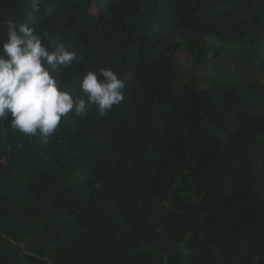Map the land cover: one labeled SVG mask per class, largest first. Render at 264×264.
Instances as JSON below:
<instances>
[{
    "label": "trees",
    "instance_id": "1",
    "mask_svg": "<svg viewBox=\"0 0 264 264\" xmlns=\"http://www.w3.org/2000/svg\"><path fill=\"white\" fill-rule=\"evenodd\" d=\"M7 19L77 51L73 93L101 68L127 85L47 142L0 120V264H264V0H0Z\"/></svg>",
    "mask_w": 264,
    "mask_h": 264
},
{
    "label": "clouds",
    "instance_id": "2",
    "mask_svg": "<svg viewBox=\"0 0 264 264\" xmlns=\"http://www.w3.org/2000/svg\"><path fill=\"white\" fill-rule=\"evenodd\" d=\"M43 0H30L38 11ZM0 120L10 118L13 128L45 142L58 132L71 113L87 116L95 110L103 117L125 98V78L111 67L87 71L79 82L80 94L61 81L64 68L77 60V51L51 33L28 22H0Z\"/></svg>",
    "mask_w": 264,
    "mask_h": 264
},
{
    "label": "rangeland",
    "instance_id": "3",
    "mask_svg": "<svg viewBox=\"0 0 264 264\" xmlns=\"http://www.w3.org/2000/svg\"><path fill=\"white\" fill-rule=\"evenodd\" d=\"M261 53L262 54L264 53V49L259 51V54H261ZM190 57L191 56H190V53L189 52H183V53H180L178 55V60H180L183 64L187 65L188 70H192L193 69V67H191V64H190ZM230 61L231 60H229V61L226 62V64H227L226 67L229 68V69H232L237 64L238 60H232L231 62ZM218 71H221V69L216 68L215 65L209 66L208 69H207V74H208L207 80H209L208 78L211 77V76H213V74L215 72H218ZM231 71L233 72V70H230V72ZM197 74H198V78L200 76H202V74H203V71H201L200 69H198V67H197ZM257 78H260V80H262L264 82V76L263 75H260Z\"/></svg>",
    "mask_w": 264,
    "mask_h": 264
}]
</instances>
